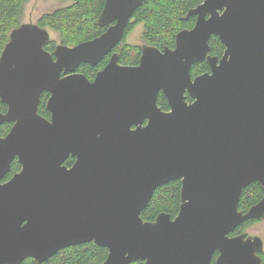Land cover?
Instances as JSON below:
<instances>
[{"label": "water", "instance_id": "obj_1", "mask_svg": "<svg viewBox=\"0 0 264 264\" xmlns=\"http://www.w3.org/2000/svg\"><path fill=\"white\" fill-rule=\"evenodd\" d=\"M143 3L106 0L107 30L54 53L48 29L12 30L0 56V125L12 123L0 137V264H42L91 242L108 249L103 264H212L216 252V264H264L261 238L230 236L264 219V197L240 211L244 189H264V0H205L174 48L145 45L135 66L114 53L94 81L78 72L113 52ZM214 35L221 59L209 55ZM205 60L211 71L194 78ZM16 159L21 171L4 181ZM175 180L178 216L145 221L156 190Z\"/></svg>", "mask_w": 264, "mask_h": 264}, {"label": "trees", "instance_id": "obj_2", "mask_svg": "<svg viewBox=\"0 0 264 264\" xmlns=\"http://www.w3.org/2000/svg\"><path fill=\"white\" fill-rule=\"evenodd\" d=\"M30 0H0V56L9 41L12 30L22 24L23 13L26 4ZM71 1V5L56 10L50 14H44L39 20L38 25L54 30L59 33L61 44L76 46L82 42L90 41L101 35L106 27H101L98 20L104 9L106 0H60ZM205 0H144V3L134 13L131 23L126 30L128 32L137 24L143 23L145 31L143 41L149 45L159 48L165 46L174 47L176 35L183 29H188L194 25V19H187L190 10L198 7ZM126 36L122 44H119L115 53L119 55V62L124 65H136L140 62L141 47L126 44ZM57 43L50 41L46 49L54 52ZM211 54L222 57L226 47L218 37L210 40ZM98 66L93 67L89 64H82L78 72L85 74L89 79H93L97 72L103 69L108 63L109 58L104 59ZM210 72L209 63L205 60L196 63L192 67L193 77ZM49 93L42 95L40 113L50 118L51 114L46 108ZM191 101L190 98H188ZM159 107L162 110H170L169 103L163 93L159 96ZM7 105L0 99V112L7 111ZM12 127V123L5 122L0 125V137L7 135ZM74 159L71 157L66 161L67 166H72ZM22 165L16 159L11 167L10 173L4 181L11 179L16 173L20 172ZM181 180H175L159 187L148 208L142 213L145 221L153 222L161 213H167L175 218L180 212L181 207ZM264 197V189L260 183H254L244 189L240 211L248 210L257 204ZM257 220L248 221L237 228V233L244 232L251 224ZM108 249L96 245L94 242L80 244L66 248L54 255L47 262L42 264H103L108 256ZM264 262V250L260 253ZM22 264H37L34 259H27ZM131 264H144L136 261ZM213 264H216L215 262Z\"/></svg>", "mask_w": 264, "mask_h": 264}, {"label": "rangeland", "instance_id": "obj_3", "mask_svg": "<svg viewBox=\"0 0 264 264\" xmlns=\"http://www.w3.org/2000/svg\"><path fill=\"white\" fill-rule=\"evenodd\" d=\"M71 5V1H60V0H30L26 6L23 13L22 23H32L38 24V20L44 14H50L56 10L66 8ZM51 41H55L57 45L61 44V38L58 32L50 30ZM145 31V26L143 23H139L131 29L127 36L126 42L131 45H140L142 44V35ZM63 45V44H62ZM247 235L252 237H259L264 242V219L257 220L251 226H249L245 231ZM243 232V233H244Z\"/></svg>", "mask_w": 264, "mask_h": 264}, {"label": "flooded vegetation", "instance_id": "obj_4", "mask_svg": "<svg viewBox=\"0 0 264 264\" xmlns=\"http://www.w3.org/2000/svg\"><path fill=\"white\" fill-rule=\"evenodd\" d=\"M188 17V16H187ZM209 17V16H208ZM194 19V25L192 26V27H190V28H188V29H192L194 26H195V24H196V22H197V19H198V17L197 16H191L190 18H187V19ZM131 23V22H130ZM136 27V26H135ZM133 29V28H132ZM106 30H107V27H106ZM105 30V31H106ZM104 31V32H105ZM103 32V33H104ZM144 34V33H143ZM125 36H126V33H125ZM212 37H218V36H212ZM219 38V37H218ZM220 39V38H219ZM142 40H143V35H142ZM211 40V39H210ZM222 42V41H221ZM126 44H128V45H131V44H129L128 42H125ZM120 44H122V42L120 43ZM145 45H149V44H147V43H145L144 41L142 42V44H140V45H137V46H140L141 47V52H142V48H143V46H145ZM149 46H154V45H149ZM117 47V46H116ZM155 47H157V46H155ZM166 47V46H165ZM165 47H163V48H165ZM174 47H175V45H174ZM174 47H170V48H174ZM159 48V47H158ZM163 48H159V49H163ZM116 49V48H115ZM115 49L113 50V52L112 53H110L109 55H107L104 59H106L107 57L109 58V60H108V62L110 61V59H111V57H112V55L115 53ZM52 53H54V52H52ZM142 55V54H141ZM209 55L210 56H214V55H212L211 54V46H210V53H209ZM214 57H219V56H214ZM223 57V56H222ZM222 57H219V59H221ZM103 59V61H105ZM140 60H141V57H140ZM207 61V60H206ZM208 62V61H207ZM120 63V62H119ZM108 64V63H107ZM121 64V63H120ZM138 64H140V62L138 63ZM138 64H136V65H138ZM121 65H124V64H121ZM131 66H135V65H131ZM210 66V65H209ZM210 71H211V67H210ZM95 77H96V75H95ZM95 77L93 78V79H90L91 81H94L95 80ZM195 78V77H194ZM50 95V94H49ZM187 95V97L188 98H190L191 99V101L190 102H192V98L188 95V93L186 94ZM187 98V100L189 101V99ZM165 111V110H164ZM169 111V110H168ZM148 123V121H146L145 122V125ZM10 180V179H9ZM8 181V180H7ZM179 214V213H178ZM178 216V215H177ZM176 216V217H177ZM175 217V218H176ZM236 231H237V229H236ZM236 231H234V232H232L231 234H230V236L231 237H235V236H238V235H241V234H246L245 232L243 233V232H241V233H237ZM247 235V234H246ZM247 237H249V235H247ZM219 253L218 252H216V254L214 255V257H213V260H212V264L215 262L216 263V260H217V258L219 257ZM140 261V260H139ZM136 262V261H135ZM143 262V261H142ZM144 263V262H143Z\"/></svg>", "mask_w": 264, "mask_h": 264}]
</instances>
